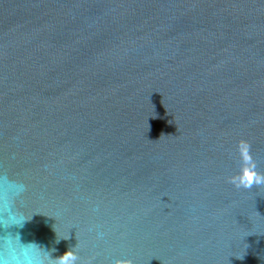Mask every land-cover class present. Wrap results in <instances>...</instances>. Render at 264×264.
<instances>
[{
  "label": "water",
  "instance_id": "obj_1",
  "mask_svg": "<svg viewBox=\"0 0 264 264\" xmlns=\"http://www.w3.org/2000/svg\"><path fill=\"white\" fill-rule=\"evenodd\" d=\"M240 140L264 174V0H0V178L25 186L0 181V211L23 243L264 264Z\"/></svg>",
  "mask_w": 264,
  "mask_h": 264
},
{
  "label": "clouds",
  "instance_id": "obj_2",
  "mask_svg": "<svg viewBox=\"0 0 264 264\" xmlns=\"http://www.w3.org/2000/svg\"><path fill=\"white\" fill-rule=\"evenodd\" d=\"M240 167L239 171L229 177L228 182L237 189H252L254 186L264 185V174L257 171V163L251 154V145L246 140H240L236 145ZM4 184H13L12 195L19 196L25 191L23 184H15L8 181L7 177L0 178ZM10 199L9 193L5 192L0 205ZM27 221L22 215L15 214L9 206L7 211H0V228L4 234L0 235V264H77L78 256L73 249L53 259L51 254L36 243H23L19 233L13 234L8 231L12 227L22 228ZM242 258V257H238ZM114 264H130L121 259Z\"/></svg>",
  "mask_w": 264,
  "mask_h": 264
}]
</instances>
